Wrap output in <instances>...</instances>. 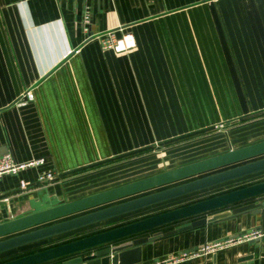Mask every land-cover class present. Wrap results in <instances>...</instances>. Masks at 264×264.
<instances>
[{
  "label": "crops",
  "instance_id": "1",
  "mask_svg": "<svg viewBox=\"0 0 264 264\" xmlns=\"http://www.w3.org/2000/svg\"><path fill=\"white\" fill-rule=\"evenodd\" d=\"M125 36L129 49L107 46ZM27 91L33 100H21ZM262 140L264 0H0V156L45 158L0 178V223ZM47 170L55 179L41 181ZM259 176L264 171L5 252L0 263ZM234 236L242 240L230 242ZM140 264H264V206L164 234L143 245Z\"/></svg>",
  "mask_w": 264,
  "mask_h": 264
},
{
  "label": "water",
  "instance_id": "2",
  "mask_svg": "<svg viewBox=\"0 0 264 264\" xmlns=\"http://www.w3.org/2000/svg\"><path fill=\"white\" fill-rule=\"evenodd\" d=\"M253 158L257 159L232 166ZM215 170L219 171L13 235ZM262 171H264V140L0 223V254ZM261 196H264V181L17 257L0 264H51L54 262L57 264H140L142 261V247L145 243L153 241L164 234L176 233L225 216L262 207L264 206V201H252ZM242 202L248 203L228 211L206 215L199 219L182 223L168 233L156 232L152 236L147 235L148 232L165 225L209 214ZM6 236L10 237L5 238ZM232 238H236V236Z\"/></svg>",
  "mask_w": 264,
  "mask_h": 264
},
{
  "label": "built area",
  "instance_id": "3",
  "mask_svg": "<svg viewBox=\"0 0 264 264\" xmlns=\"http://www.w3.org/2000/svg\"><path fill=\"white\" fill-rule=\"evenodd\" d=\"M90 21H91V12H90V9L88 8L84 15V22L89 23ZM106 43L108 47L114 49L116 52H122L124 50H127L133 45V42L129 40L128 36H125L116 41H114L113 39H109ZM33 99H34V94L31 91H27L21 98V100L23 101L33 100ZM44 164H45V158H37V159H32L27 162L19 163L15 160L14 156L11 153H7V154L0 156V178H2L4 175H7V174H16L20 170L25 169L27 167L41 166ZM55 177L56 175L53 170L43 171L39 175V179L41 181L53 180L55 179ZM22 185H25V183L22 182ZM259 234L260 233L255 232L246 237L259 236ZM237 238L238 237L230 239V242L236 241V240L237 241L242 240L240 237L239 239ZM221 244L222 242L217 243L216 246H220ZM186 254L187 252L184 255ZM175 259H178V258H175ZM164 263H166V261Z\"/></svg>",
  "mask_w": 264,
  "mask_h": 264
},
{
  "label": "rangeland",
  "instance_id": "4",
  "mask_svg": "<svg viewBox=\"0 0 264 264\" xmlns=\"http://www.w3.org/2000/svg\"><path fill=\"white\" fill-rule=\"evenodd\" d=\"M262 181H264V176H259L257 178L252 179V180L244 182L241 186H244V185L248 186V185H252V184H255V183L262 182ZM234 188H237V187H235V186L231 187V189H234ZM231 189H229V190H231Z\"/></svg>",
  "mask_w": 264,
  "mask_h": 264
}]
</instances>
